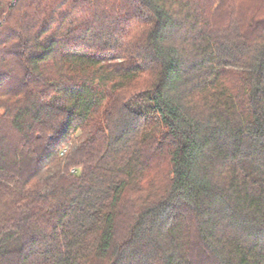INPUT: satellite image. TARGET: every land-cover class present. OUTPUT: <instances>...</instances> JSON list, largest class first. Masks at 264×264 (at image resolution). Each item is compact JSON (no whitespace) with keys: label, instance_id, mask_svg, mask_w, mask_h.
Returning a JSON list of instances; mask_svg holds the SVG:
<instances>
[{"label":"trees","instance_id":"1","mask_svg":"<svg viewBox=\"0 0 264 264\" xmlns=\"http://www.w3.org/2000/svg\"><path fill=\"white\" fill-rule=\"evenodd\" d=\"M6 194L0 264H264V0H0Z\"/></svg>","mask_w":264,"mask_h":264},{"label":"rangeland","instance_id":"2","mask_svg":"<svg viewBox=\"0 0 264 264\" xmlns=\"http://www.w3.org/2000/svg\"><path fill=\"white\" fill-rule=\"evenodd\" d=\"M69 154L66 155L65 153L64 156L62 155L63 161L61 164L50 163L49 167L47 168L49 169V171L47 170L48 172L45 175V177L46 176L47 177L42 178L40 180V185H43L46 182V179L52 178L56 174V172L59 171L61 167L63 168L67 166L71 174H72V171H75V169L78 171H83L84 168L82 165H78L76 166V168L75 166L70 165L71 161L69 158L70 157ZM144 196L145 195L143 193H139V194L131 196L130 199L126 202L124 210H123V215L115 222V237L113 240L114 249L121 250V249H125L128 246L127 242L129 240L130 231L132 229L133 224L136 222L138 218L139 209L144 206L143 204ZM10 198L11 196H9L8 194L4 196L0 195V222L3 223V224L1 223L2 227H4L5 225L7 226L13 225L12 222L8 223L4 217V215L6 216L9 214L11 209L8 210L6 207H4L3 204L6 201H8ZM12 264H16V259L13 260Z\"/></svg>","mask_w":264,"mask_h":264},{"label":"built area","instance_id":"3","mask_svg":"<svg viewBox=\"0 0 264 264\" xmlns=\"http://www.w3.org/2000/svg\"><path fill=\"white\" fill-rule=\"evenodd\" d=\"M18 0H8V3L11 7L15 6ZM66 153V149L64 148L61 152V155H64ZM75 173V171H72V174Z\"/></svg>","mask_w":264,"mask_h":264}]
</instances>
